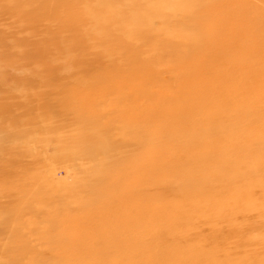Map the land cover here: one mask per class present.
Returning <instances> with one entry per match:
<instances>
[{"label":"rangeland","instance_id":"rangeland-1","mask_svg":"<svg viewBox=\"0 0 264 264\" xmlns=\"http://www.w3.org/2000/svg\"><path fill=\"white\" fill-rule=\"evenodd\" d=\"M58 4L55 14L66 8L94 14L96 18L86 22L85 29L91 35L98 30L99 35L77 45L71 43V35L80 30L60 24L56 15L23 24L13 15H0V87L6 93L0 100V264H198L188 250L177 258L167 257L176 243L180 248L186 243L178 241L182 236L177 231L170 238L162 237L161 215H149L151 210L178 207L170 200L160 205L153 200L158 191H185L180 184L165 190L153 188L159 183L167 186L163 172L167 167L172 172L170 167L175 164L186 174L202 169L200 183L191 191L202 185L197 188L209 200L220 199L224 204L212 203L206 215L196 211L199 224L191 235L200 241L199 249L205 247L203 241L213 239L223 245L219 237L231 240L240 232L264 244V196L259 188L264 186V0ZM152 17L155 22L149 25ZM214 20H229V27L221 21L219 25L225 34L238 39L229 48L223 42L220 51L226 55H219L217 43L212 46L217 40L210 28ZM149 32L152 36L140 41ZM256 35L262 38L263 49L243 46L242 41L254 40ZM189 36L201 41L202 53L194 58L173 57L175 50H188L185 40ZM168 37L175 50L163 49L161 43L169 42ZM124 46L131 51L118 53L114 61L126 69L125 74L137 71V77L89 72L94 65L83 59L86 50L91 57L100 52L97 65L111 67L112 60L103 52L114 54L115 49L110 52L109 48ZM200 65L205 66L203 70H198ZM220 67L234 70L231 81L241 80L244 102L227 101L234 96L228 92L230 86L222 97L205 86ZM146 70H151L150 78ZM253 71L260 73L242 81L244 73ZM41 74L49 75L44 76V84L49 83L50 89L47 85L36 88ZM80 84L98 87L87 91ZM111 84L116 85L113 90L108 88ZM152 85L159 88L150 93L153 97L149 95ZM129 89L145 92L133 101L141 107L136 118L128 109L132 102ZM214 105L217 112L211 110ZM236 106V113L249 107L256 110L246 116L259 120L251 119L252 126L221 124L223 136L213 140L214 112V119L222 121L234 115ZM205 114H210L208 119ZM199 124L200 134L192 129ZM208 129L209 135L205 133ZM191 135L194 139L190 140ZM201 157L210 161L203 163ZM220 169L223 178L215 176L214 170ZM209 177L216 179L211 189L203 183ZM225 178L232 181L222 188ZM119 193L117 205L108 213L105 208L116 202L118 197L110 200ZM246 206L250 207L249 219L243 217L249 211ZM219 209L223 210L218 214ZM84 211L97 217L81 221L78 215ZM182 219L180 211L177 224ZM228 222L232 228L215 232ZM204 224L215 227L213 233L202 232ZM150 238L167 247L147 249ZM158 250L159 256L155 254ZM242 256V252L235 256L237 262Z\"/></svg>","mask_w":264,"mask_h":264},{"label":"bare ground","instance_id":"bare-ground-1","mask_svg":"<svg viewBox=\"0 0 264 264\" xmlns=\"http://www.w3.org/2000/svg\"><path fill=\"white\" fill-rule=\"evenodd\" d=\"M82 2H83V0H0V15L2 17L4 15H6V16L13 15L14 17H17L18 20H20V22L22 24L24 22L26 23L27 21H30L31 19H34V21L35 20L38 21L39 19L45 20L46 18L51 19V18L55 17V15H56L57 17H55V18L60 24L68 25V28L70 30H73V29L80 30L79 33H74L71 35V38H72L71 43H75L77 45H82L84 43L89 42L91 39H93L95 37V33H96V36L99 35L98 30H96L95 33L92 31L93 35H91L87 31V29H85L87 26L86 22L92 21L93 19L96 18V17H93L94 14L91 15L92 13L90 14V11H84V10H82V12L79 13L76 10V8L63 9V10H61V13H59V14H55V12H54L56 9H58L60 7V5L58 3H60V4H73L74 6H79L80 3H82ZM49 4H51V5L48 8ZM185 21H187V20H185ZM220 21L223 23V25L225 27L226 26L229 27V24H228L229 20H227L226 22L224 20H214V21H212V24L210 25L211 32H214V31L216 32V34L213 37V40H215V37L217 38V40H215L216 42L214 41V43H213V41H212L210 43L211 44L213 43L212 46H214L217 43V46H218L217 49H218L219 55L225 54L222 51H220V48L223 47V42H224V46H227V45L231 46V45H234L236 43V40H238L236 38V36H232V35L229 36L228 33L225 34L224 29L222 28L221 25H219ZM154 22L155 21L153 20V17H152V20L150 21L149 25L154 24ZM96 23H99V20H97ZM117 25L113 24V27L121 29L120 27H117ZM164 30H165V28H164ZM193 30L194 29L190 28V32H192ZM151 33L152 32L145 33V35L143 37L139 38L140 41L141 40L144 41L149 36H152ZM237 34H238V32H237ZM123 36H125V32H123ZM164 37H166V36L164 35ZM219 37H221V38H219ZM159 39H161V38H156V40H159ZM168 39H169L170 43L163 41V43H161V44H162L163 49L171 51L174 49V46H173V42L171 41V39L169 37H168ZM261 40H262V38L260 36L256 35L254 40L242 41V44H243V46L253 48V50H256L259 47L261 49H263V47L261 46ZM185 41H187V43H188L187 44L188 50H177L176 51L174 49L175 52L172 53L173 57H174V55H178L179 56L178 58H182V59H184L186 57L194 58L195 55L198 56L202 53L203 46L200 45L201 41H198V39H194L193 36H189V38H187ZM127 47L128 46H124L121 48H119V47L109 48L110 52H111L112 48L115 49L114 54L113 53L107 54L106 52H103L104 53L103 55L105 57L110 58L112 60V62L110 64V65H112L111 67H109L108 66L109 64H106L105 62H104L105 63L104 66L97 65L101 61L100 60V56H101L100 52H97L95 55H93L94 57H91V54L88 53L91 51L86 50L85 51L86 54L83 55V59L84 60L90 59V61L87 63L89 65L90 64L94 65V66L89 68L90 69L89 72H98L99 75L101 74L102 76H107V75L110 76L112 74H115V75L119 74L121 76V78L127 77V76H133L135 78V77H137V71L133 72V70H132L130 73L125 74L126 69H121L120 65L118 63H115L116 61H114V58L118 53L121 54L122 52H130L131 51ZM133 47L136 49L138 46L133 45ZM208 47H210V46H208ZM196 60H199V59H196ZM203 65L202 66L200 65L198 70H203L204 68H202V67H205ZM243 68L244 67H242L241 70H243ZM44 69L45 68H42V70H44ZM111 71H113V72H111ZM233 71H234L233 69L227 68V67L218 68V70L213 74L215 76V78L212 80H207L209 83H206L205 86L209 85L208 87H213V89H214L215 93H217L218 97H222V95L224 96L225 95L224 91H227L225 88H228V90H229V86H230L231 90H229L228 92L230 94L234 93L233 94L234 96H231L227 101H229L231 103H233L235 100L236 101L239 100L240 102H242V101L244 102L245 97H246V95H245L246 91L244 90V88L241 85V80L231 81L232 80L231 77L233 76ZM146 73H147V77L150 78V75L152 74L151 70H148V72L146 70ZM258 73H260V71L247 72V74L244 73L241 79H242V81H244L246 77H250L253 74L257 75ZM82 74H84V72H82ZM45 75L49 77V75H47V74H44V75L41 74L40 80H39L40 82L35 83L37 89L42 88L43 85H47V87L50 89L49 83L44 84V81H45L44 76ZM218 75H222V76L220 77ZM96 77H98V76H96ZM28 80L32 81L31 79H28ZM28 80H16V81L17 82H20V81L27 82ZM70 82H72V81H68L67 83H70ZM122 82H126V81L123 80ZM125 84H127V83H125ZM76 85H78V84H76ZM80 85L83 86L84 89L87 91H90L95 87H98V84H88V85L87 84H83V85L80 84ZM115 87H116V85L111 84L108 88L113 90ZM154 87H156V86L152 85V88L150 89L151 91L149 92V95L151 97H153V94H150V93L159 89L158 87H156L154 89ZM206 89H208V88H206ZM4 91L5 90L3 89V92ZM102 93L103 92H101V94ZM142 93H145V92H143L141 90L138 91L135 89H129L128 95L131 97L132 102H130V106L128 107V109H131L133 118H136L138 115V113H137L138 110H141V107L138 105V103L133 102V101H138L136 99V97H139V94H142ZM240 94L243 96V98L240 97ZM103 95L105 96V95H107V93L104 92ZM5 98H6V93L2 94L1 87H0V100H4ZM36 99L41 100L40 96L39 97L37 96ZM226 102H224V104H226ZM200 107L202 108V106H199V108ZM236 108H237V106L234 108V110H235L234 115L231 118L225 119L222 121H216L215 120L217 118L216 105L212 106L211 110L216 111V112H214V114L212 116V120H214L216 122V125H217L211 131V133H213V136H214L212 138L213 140H219L223 136L222 132L219 129L221 127L220 126L221 124L222 125H231V126L233 125V126H235L234 124L237 125L241 122H245L249 126L253 125L251 122V119H253V118H248L246 116V114L252 113V115H254L253 111L255 112L256 110L249 107L247 110H243L241 112L236 113ZM173 109L175 110V108H173ZM238 109H240V107H238ZM164 111L165 110L160 111V112H156V114H162ZM166 111H169V113H171L173 110H166ZM190 112L193 113L192 111H190ZM205 115H206V118L208 119V116L210 114H205ZM214 117H215V119H214ZM254 119L256 121L259 120L256 118V116L254 117ZM202 122H203V124L205 123V121H202ZM200 128H201L200 124H199L198 128L194 127V126L192 127V129L193 130L195 129V132L196 133L199 132V134H200ZM188 131H190V130H188ZM208 131L210 133L209 129L207 131H205V133L207 134ZM209 133H208V135H209ZM201 137H203V135ZM188 139L191 140V139H194V137L191 135ZM208 144L209 143H205L204 145L207 146ZM106 147H108V146H106ZM103 151L106 153L109 152V150L105 147H103ZM194 154H198V152H195ZM200 159L203 160V163L210 161V159H208V158L201 157ZM7 168H9V167H7ZM170 169L172 170V172L169 173V170L167 167V169L163 172V176H162V181L164 179L167 180V186L166 187L161 185V183L155 184L154 187L153 186H151V187H153L156 190H165L168 187H176V185L180 184L179 186H181L185 191H181V192L178 191L177 193H174V194H167V193L165 194L163 191H158L159 194L158 195L155 194V198H153V200L157 201L159 203V205L163 204L164 201L170 200L172 202H175L178 205V207H174V208L166 207V208H160L157 210H151V214H149V215L154 216V217L161 215V218L164 221V224H162L163 231L160 233V235L162 237H164L165 239L170 238L174 235V232L177 231V234L182 236V237L178 238V241L179 242L183 241L184 243H186V247L180 248L179 244L176 243L177 248L173 249L172 251H169L166 254V256L170 257V258H177L179 255H181V252H185L188 250L189 251V257H193L194 260H196L198 262V264H264V247H261V246H264V244L260 243L259 241L255 242L254 239L247 237L248 235H246L245 232H243V233L240 232L237 235V237H234V239H231V240H227L226 237H219L218 236L220 241H222L224 243L223 245L217 244L214 242L213 239H211V240L203 241L204 246H205L203 249L198 248L197 245H198V243H200V241L196 240L191 235V233L195 229V226L199 224V222H196V217H197L196 211L200 215H206V213H205L206 209L208 207H212V203H216V204H219V205L224 207V204H221L223 201H221L220 199H210L209 200L206 196V193L204 191H199V188H197V187H200L202 185L196 186L195 191H191L194 189L195 185L200 183L199 182L200 181L199 176H201V174H202V169H199L197 172H195L193 174H186V173H182L181 171H178L176 164L173 167H170ZM215 172H217L215 174V176L222 177V178L224 177V171L222 169H220L219 171L214 170V173ZM8 173H10V172H8ZM228 180H231V179H228V178L224 179V182H223L224 184L222 185V188H226V186L228 185V183H227ZM212 181H214V183H215L216 179L213 177H209L203 183H204V185L209 184L210 189H211L212 184H213ZM147 187H149V186H147ZM261 187H263V188H261ZM259 188H260V190H262V191L259 190L260 193L264 196V186H260ZM120 194H122V193L114 195L113 198L110 200V201H113L114 199H116L118 197L116 202H114L110 207L105 208L108 213H110V211H109L110 209L114 208L117 205V202L120 199ZM252 194H255V193L253 192ZM257 196H261V195H257ZM48 199H50V198H48ZM202 200H204L205 202L201 206H199V204ZM263 205H264V203H263ZM247 206L255 207L252 203H248ZM247 206H246V209H249L250 207H247ZM228 207L229 206H225V209ZM219 210H221V211H218L217 212L218 214H219V212H222L223 209H219ZM180 211L183 215V219L180 223L177 224ZM249 212H250V209H249L248 213H244L243 217L246 219H249L250 218ZM78 217L81 219V221L90 222L92 219L97 217V215L92 213V212L84 211L81 215H78ZM166 220H168V221H166ZM206 223H207V221H205V224ZM205 224H204L202 232L213 233V229L215 227H213V226L206 227ZM250 227L252 228L253 226L250 225ZM230 228H232V225L228 222V223H226L225 228H220L219 231H218V229H216L215 232L217 234H221L223 229L225 230V229H230ZM154 233H155V231L152 234H154ZM133 243H138V242L136 240H134ZM256 244H259L260 246H256ZM154 246H157V247L161 246L162 248H166L167 244L164 245L160 240L153 242V241H151V238H150L147 249L153 248ZM240 252L243 253L242 260L237 262V258H235V256ZM155 254L157 256H159L161 254V251L158 250V251H156ZM179 260L182 261V259H179Z\"/></svg>","mask_w":264,"mask_h":264}]
</instances>
